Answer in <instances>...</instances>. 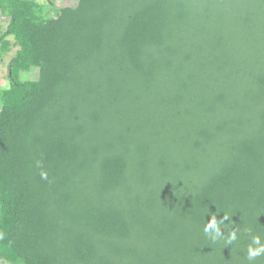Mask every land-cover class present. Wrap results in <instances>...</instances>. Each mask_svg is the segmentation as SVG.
<instances>
[{
    "label": "trees",
    "instance_id": "trees-1",
    "mask_svg": "<svg viewBox=\"0 0 264 264\" xmlns=\"http://www.w3.org/2000/svg\"><path fill=\"white\" fill-rule=\"evenodd\" d=\"M47 4L0 0V59L15 49L0 261L249 264L251 236L264 242V0ZM225 214L232 245L203 232Z\"/></svg>",
    "mask_w": 264,
    "mask_h": 264
},
{
    "label": "clouds",
    "instance_id": "clouds-1",
    "mask_svg": "<svg viewBox=\"0 0 264 264\" xmlns=\"http://www.w3.org/2000/svg\"><path fill=\"white\" fill-rule=\"evenodd\" d=\"M34 165L37 169H39V175L41 180L48 181L49 176L48 172L44 169L41 160L37 159L34 162ZM229 216L227 214L221 220H217L215 215H211L210 219L205 222L203 227V232L205 235L212 241H216L218 239L224 240V245L226 244H234L238 238V231L232 230L228 231L227 235L221 234V227H227L223 225L224 220H228ZM246 257L249 261V264H252L257 258L264 257V242H262L261 237L259 235L251 236L250 243L246 249Z\"/></svg>",
    "mask_w": 264,
    "mask_h": 264
},
{
    "label": "rangeland",
    "instance_id": "rangeland-1",
    "mask_svg": "<svg viewBox=\"0 0 264 264\" xmlns=\"http://www.w3.org/2000/svg\"><path fill=\"white\" fill-rule=\"evenodd\" d=\"M34 1H36L37 3H39L41 5L46 4L45 10H48L49 12L51 11L52 7H49V5L47 3L53 2L54 8H53L52 12L54 13L60 7H64V6L74 7L78 0H34ZM6 23H7V20L4 19L0 15L1 27L3 28L6 25ZM14 51H15V49L11 48V50L8 52V54H6L4 57H2V59H0V87H2V88L8 87V81L6 79L7 66H8L9 60H10L11 56L13 55ZM37 76H38V70L36 68H32L28 72H21L19 79L22 81L36 80ZM0 264H7V263H2L0 261Z\"/></svg>",
    "mask_w": 264,
    "mask_h": 264
}]
</instances>
